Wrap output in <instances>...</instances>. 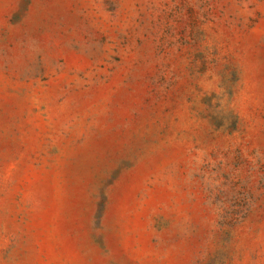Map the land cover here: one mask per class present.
<instances>
[{"label":"rangeland","instance_id":"obj_1","mask_svg":"<svg viewBox=\"0 0 264 264\" xmlns=\"http://www.w3.org/2000/svg\"><path fill=\"white\" fill-rule=\"evenodd\" d=\"M0 264H264V0H0Z\"/></svg>","mask_w":264,"mask_h":264}]
</instances>
